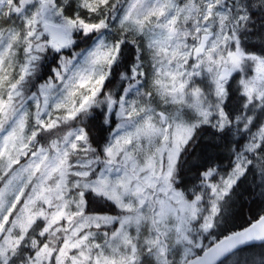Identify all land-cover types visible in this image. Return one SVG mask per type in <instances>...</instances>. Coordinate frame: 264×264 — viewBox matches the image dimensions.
I'll return each instance as SVG.
<instances>
[{
	"label": "snow or ice",
	"instance_id": "snow-or-ice-1",
	"mask_svg": "<svg viewBox=\"0 0 264 264\" xmlns=\"http://www.w3.org/2000/svg\"><path fill=\"white\" fill-rule=\"evenodd\" d=\"M0 264H264V0H0Z\"/></svg>",
	"mask_w": 264,
	"mask_h": 264
}]
</instances>
